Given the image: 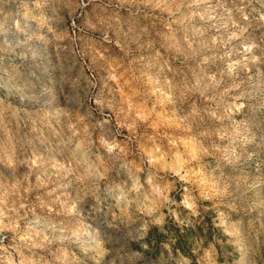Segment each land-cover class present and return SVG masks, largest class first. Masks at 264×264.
<instances>
[{
	"label": "rangeland",
	"instance_id": "rangeland-1",
	"mask_svg": "<svg viewBox=\"0 0 264 264\" xmlns=\"http://www.w3.org/2000/svg\"><path fill=\"white\" fill-rule=\"evenodd\" d=\"M0 264H264V0H0Z\"/></svg>",
	"mask_w": 264,
	"mask_h": 264
}]
</instances>
